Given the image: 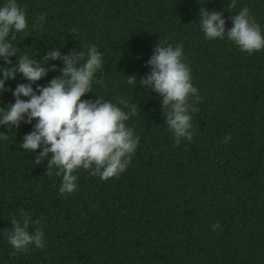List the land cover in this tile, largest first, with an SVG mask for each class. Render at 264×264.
I'll return each instance as SVG.
<instances>
[{"label":"trees","instance_id":"obj_1","mask_svg":"<svg viewBox=\"0 0 264 264\" xmlns=\"http://www.w3.org/2000/svg\"><path fill=\"white\" fill-rule=\"evenodd\" d=\"M6 2L0 0V7ZM231 2L17 0L28 27L15 40L9 36L18 48L11 66L19 55L42 62L54 48L68 55L94 45L103 67L92 93L81 99L99 97L123 107L120 97L138 105L126 125L140 139L119 178L102 181L79 170L77 190L62 197V177L55 169L46 174L47 160L34 163L40 149L20 147L36 121L0 126L8 136L0 139V264H264V49L248 55L227 39L207 40L199 25L203 7L223 14L227 32L231 17L247 6L264 35V0H236L230 11ZM42 14L45 20L38 22ZM160 41L183 45L201 97L199 111L190 113L193 139L179 147L162 98L140 84ZM52 65L57 71L34 90L61 75L63 62L46 67ZM0 66H7L2 59ZM129 76L136 77L135 86L127 83ZM23 83L17 74L5 88L14 91ZM14 102L11 91L0 93V108ZM21 209L41 219L46 244L12 256L4 230L12 229L11 217Z\"/></svg>","mask_w":264,"mask_h":264},{"label":"clouds","instance_id":"obj_2","mask_svg":"<svg viewBox=\"0 0 264 264\" xmlns=\"http://www.w3.org/2000/svg\"><path fill=\"white\" fill-rule=\"evenodd\" d=\"M235 7L236 0H232L228 9L231 11ZM45 16L40 15L38 22L44 21ZM231 20L233 26L226 32L222 13L200 9L199 25L207 40L227 39L248 55L264 49V35L247 6ZM27 27L25 11L17 0H7L0 7V59L7 65L0 66L3 77L0 78V93L11 91L15 102L0 108V126L19 128L21 122L32 124L36 121L20 147L29 152L40 149L34 163L39 165L47 160L46 174L51 176L55 169V175L62 177L59 187L62 197L77 190L78 177L74 173L79 170L102 181L119 178L127 170L139 145L140 138L126 125L131 116L137 114L138 105H129L120 97L117 100L123 107L99 97L95 101L81 99L92 93L95 74L103 67V54L94 45L88 47L87 53L70 52L68 55H62L60 49L54 48L42 62L28 54L19 55L16 65L11 66L10 57L18 54V48L11 40ZM48 61L63 62L59 69L61 75L47 86H37L34 90L33 85L49 71H57L55 65L46 67ZM146 66L151 71L140 79V84L162 98L163 114L175 146L179 147L183 139L191 142L194 132L190 113L199 111L195 105L201 102V97L192 84L191 70L184 62L183 45L173 47L160 41ZM17 74H21L27 83L18 84L14 91L5 88V82L15 80ZM127 83L135 86L136 77L129 76ZM0 139L7 140L8 136L0 134ZM230 139L226 136L223 142L227 144ZM11 223L12 229L4 230V235L14 249L12 256L27 253L33 246L41 250L45 247L41 219L33 220L21 209L18 216L11 217ZM31 226H36L32 232L29 231ZM219 227V222L212 225L214 231Z\"/></svg>","mask_w":264,"mask_h":264}]
</instances>
